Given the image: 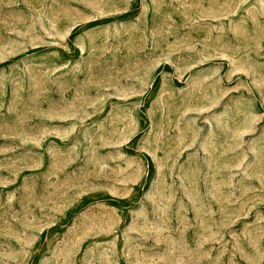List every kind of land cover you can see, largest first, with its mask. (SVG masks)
Masks as SVG:
<instances>
[{"label":"rangeland","instance_id":"obj_1","mask_svg":"<svg viewBox=\"0 0 264 264\" xmlns=\"http://www.w3.org/2000/svg\"><path fill=\"white\" fill-rule=\"evenodd\" d=\"M0 264H264V0H0Z\"/></svg>","mask_w":264,"mask_h":264}]
</instances>
